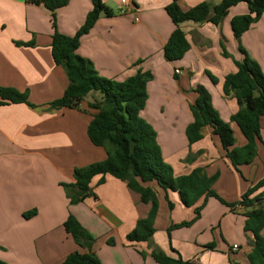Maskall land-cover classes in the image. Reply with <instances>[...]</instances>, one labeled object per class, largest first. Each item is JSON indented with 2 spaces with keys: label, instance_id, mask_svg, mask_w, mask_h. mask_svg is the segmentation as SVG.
<instances>
[{
  "label": "crops",
  "instance_id": "0c3cea01",
  "mask_svg": "<svg viewBox=\"0 0 264 264\" xmlns=\"http://www.w3.org/2000/svg\"><path fill=\"white\" fill-rule=\"evenodd\" d=\"M125 1L121 14L120 0H104L115 14L100 15L81 37L77 54L107 79L124 81L138 71L149 72L152 80L147 83L148 98L141 117L155 130L163 161L175 177L196 168L208 177L217 175L212 190L225 203H237L250 186L264 179V118L253 162L237 169L210 127L203 128V138L194 144L188 142L185 130L193 121L189 108L197 96L193 90L202 86L221 120L229 123L234 147L246 143L230 122L238 106L232 92H222V83L236 71L234 62L244 57L239 44L254 61L261 59L264 73V14L239 41L229 22L247 14L244 3L232 7L216 26L180 23L178 28L190 48L181 60L168 62L163 47L175 26L165 7L172 0ZM203 2L212 8L221 0H179L183 9ZM91 9L90 0H69L55 12L57 30L74 35ZM52 33L50 13L42 5L0 0V88L27 93L29 102L0 105V260L6 264H62L79 250L63 228L72 215L95 239L93 250L101 264H158L151 256L155 249L193 264H249L254 236L244 231V214L256 203L230 209L208 198L202 206L201 197L193 207H185L176 192H165L153 182L143 184L154 192L158 210L152 237L139 243L128 242L126 236L147 216L150 204L141 202L128 188L126 178L95 177L93 195L70 204L64 185L73 183L74 168L104 160L106 149L94 146L87 137V126L96 113L88 104L100 98L98 93L83 99L79 106L84 107L83 112L49 107L68 86L65 70L51 57ZM175 69L181 74L175 75ZM207 74L217 83L212 84ZM260 194L264 187L250 199ZM200 206V216L193 224L172 229L168 237L169 227L192 221L194 209ZM31 211L35 214L26 217ZM209 244L214 248L207 249Z\"/></svg>",
  "mask_w": 264,
  "mask_h": 264
},
{
  "label": "trees",
  "instance_id": "16d2710c",
  "mask_svg": "<svg viewBox=\"0 0 264 264\" xmlns=\"http://www.w3.org/2000/svg\"><path fill=\"white\" fill-rule=\"evenodd\" d=\"M25 1L42 5L50 13L53 27L51 57L55 65L65 70L68 79V86L62 97L51 102L49 107L80 110L79 106L87 95H100L99 99L88 104L96 113L87 126V137L94 146L106 149V158L74 168L73 183L64 185L70 204H77L93 195L91 182L95 177L109 175L126 178L128 188L139 195L141 202L150 204L147 216L137 221L133 231L126 236L128 242L139 243L148 242L152 237L153 222L158 210L154 192L149 187H143V184L153 182L165 192H176L180 203L185 207H193L201 197L204 198L202 206L208 198H215L230 209L235 205L251 207L256 203L244 214V231L251 232L254 236L251 252L248 254L249 264H264V236H261L264 229V194L250 199L252 194L264 187V179L250 186L240 201L228 204L212 190L217 175L208 177L202 169L196 168L188 175L175 177L171 167L163 161L155 130L141 117L148 98L147 83L152 80V75L138 71L124 81L107 79L99 76L92 64L77 54L81 37L89 33L100 15L114 16L112 10L105 6L104 0H90L92 9L72 36L61 34L55 21V12L66 6L69 0ZM240 3L246 5L247 14L234 16L229 22L232 35L237 41L264 14V0H221L212 8L203 2L189 9L181 8L179 0H172L165 7V12L175 29L163 47L164 59L168 62L181 60L190 48L185 34L178 28L180 23L209 22L216 26L232 7ZM238 50L244 57L241 61L234 62L236 71L224 78L222 92L225 95L232 92L235 97L238 110L230 117V122L235 124L246 143L240 148L234 147L235 138L229 123L221 120L211 104L210 95L202 86L193 90L197 95L189 107L193 121L185 130L188 142L194 144L203 138V128L210 127L235 169L253 162L259 140L260 121L264 118V73L240 44ZM207 75L212 84L217 83L215 77ZM8 103L29 105L28 95L12 88H0V105ZM168 206L172 208L171 203ZM202 206L194 209L195 218L192 221L169 227L168 237L172 229L193 224L199 218ZM34 214L35 211H31L25 216ZM63 228L79 250L70 253L62 264H101L93 250L95 239L74 216L68 215ZM108 243L113 244L112 241ZM206 248L213 249L214 245H206ZM171 251L175 252L173 249ZM151 256L158 264H193L182 260L180 256L172 258L156 249L151 252ZM0 264L6 263L0 260Z\"/></svg>",
  "mask_w": 264,
  "mask_h": 264
},
{
  "label": "built area",
  "instance_id": "2783aa9c",
  "mask_svg": "<svg viewBox=\"0 0 264 264\" xmlns=\"http://www.w3.org/2000/svg\"><path fill=\"white\" fill-rule=\"evenodd\" d=\"M120 5L123 6V7L120 8V12L122 13L124 11V6L126 5V1L125 0H120ZM174 74L175 75H180L181 71H179L178 69H175L174 70ZM233 248L236 249L237 246L234 245Z\"/></svg>",
  "mask_w": 264,
  "mask_h": 264
},
{
  "label": "rangeland",
  "instance_id": "374dc122",
  "mask_svg": "<svg viewBox=\"0 0 264 264\" xmlns=\"http://www.w3.org/2000/svg\"><path fill=\"white\" fill-rule=\"evenodd\" d=\"M109 4H110V2L108 3V6H110ZM124 12H125V10H124L121 14H123ZM114 14H115V13H114ZM116 14H118V12H116ZM102 16H104V15L102 14ZM257 62L259 63L260 68H262V65H261V59H257ZM261 70H262V69H261ZM91 95L94 96L95 94H91ZM97 97L99 98V96H97ZM95 99H97V98H94L93 100H95ZM79 109L83 112L84 107L82 106V108L80 107ZM86 114H87V112H86ZM235 131L238 132L237 129H235Z\"/></svg>",
  "mask_w": 264,
  "mask_h": 264
}]
</instances>
